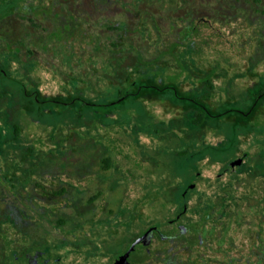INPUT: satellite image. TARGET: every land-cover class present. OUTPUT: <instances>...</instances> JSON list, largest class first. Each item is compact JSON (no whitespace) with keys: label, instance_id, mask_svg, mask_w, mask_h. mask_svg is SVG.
<instances>
[{"label":"rangeland","instance_id":"1","mask_svg":"<svg viewBox=\"0 0 264 264\" xmlns=\"http://www.w3.org/2000/svg\"><path fill=\"white\" fill-rule=\"evenodd\" d=\"M263 74L264 0H0V240L111 264L156 225L137 264H264V112L183 108L245 109ZM145 84L170 87L120 100Z\"/></svg>","mask_w":264,"mask_h":264},{"label":"trees","instance_id":"2","mask_svg":"<svg viewBox=\"0 0 264 264\" xmlns=\"http://www.w3.org/2000/svg\"><path fill=\"white\" fill-rule=\"evenodd\" d=\"M264 75V74H263ZM241 77L240 79H242V83L248 85V83H250L251 85H253V87L255 86V82L253 79V76L251 77L249 75V73L246 71L244 72V74H240ZM253 81V82H252ZM153 87L157 90H163L167 87H170L168 85H164L161 87H155L154 85L151 84H145V85H140V88L134 87L132 89H126L124 91H119V98L120 100L123 98H126L128 96H133L134 99H138L140 92H141V87ZM46 91V93H50L49 90H44ZM27 95V94H26ZM57 95V94H56ZM151 94H146L145 96H150ZM253 98L251 100V102H249V104L245 107V109L243 108H227V109H223V110H213L211 108H209L208 106L205 105L203 100H200V102H198V99L194 98L191 101L190 105H186L183 108L185 110H191L192 112L190 113V122L191 124H198L200 125V127L202 128H206L209 127L208 122H207V117H221L224 116V118H229L232 117V115L229 113L231 111H235L238 113V117L235 118L232 121V126L233 129H236L239 126H248L251 124V122L254 121V119H257L258 114L264 112V81L262 83H260V85H258L257 90L252 94ZM200 97H206V95H201ZM76 97H72L70 98V100L65 101V100H61V99H57L56 97H48L46 100L54 102V103H61V104H72L74 102ZM116 102V101H114ZM114 102L109 101L108 103H104L103 105H109L112 104ZM90 105H99L98 103H89ZM174 105H176V102H173ZM198 105L197 107H194ZM264 120V119H263ZM208 146H211L212 148H216V149H220L217 145V142H211L210 144H208ZM240 153V152H239ZM241 155H247V153H240ZM105 161H108V158H105ZM188 190H192L195 189L193 187H190L189 185L186 186ZM186 199H187V195L185 194V192L181 193L179 196V200L177 201V204L175 205L178 215H181V213L184 211V208L186 207Z\"/></svg>","mask_w":264,"mask_h":264},{"label":"flooded vegetation","instance_id":"3","mask_svg":"<svg viewBox=\"0 0 264 264\" xmlns=\"http://www.w3.org/2000/svg\"><path fill=\"white\" fill-rule=\"evenodd\" d=\"M235 159H237V158H235ZM232 160H234V159H232ZM232 160H230L228 162L229 172H233L234 166L236 165V164H234L233 166H230V162ZM179 216L180 215H177V217H179ZM176 218H174L172 220V222H175ZM178 223H180V222H176V227H177ZM4 224L5 223L2 222L3 226H5ZM7 226H9L8 223H7ZM149 228H152L151 238L153 237V235L155 233H157L163 239L167 237L166 234H165V237H162L160 235L159 230L161 231V229L156 225H150L143 232H145ZM143 232H141L139 235H141ZM139 235H137V236H139ZM136 237H134V239ZM13 241H14V239H10V238H6V239L2 238L0 240V242H1L0 243V264H76V262H77L76 260L72 259L70 263H68V261H66L65 263H62V262H59L56 257L53 258L54 255L52 252V247H50V244L47 243V240L43 237L38 239V243H31L30 239H27V238L21 239V243H20V245H22L21 249L13 248ZM135 244L140 249V257H139V260L138 259H132L131 253H130V260L135 262V264H137L138 261H141L140 259L142 257V251H141L139 244L137 242H135ZM6 250H7V252H5ZM58 258H60V257H58ZM114 259H113V261H114ZM113 261H112V263H113Z\"/></svg>","mask_w":264,"mask_h":264},{"label":"water","instance_id":"4","mask_svg":"<svg viewBox=\"0 0 264 264\" xmlns=\"http://www.w3.org/2000/svg\"><path fill=\"white\" fill-rule=\"evenodd\" d=\"M241 161V158L234 159L230 162V166H233L234 164H239L241 163ZM177 228L180 232L186 230V226L181 222L177 224ZM151 232L152 228H149L134 239V241L139 244L142 251V257L140 259L141 261L145 260L150 256V250L148 245L151 239ZM159 233L162 237H165V234H163L160 230ZM112 264H135V262L130 260V251L126 249L115 257Z\"/></svg>","mask_w":264,"mask_h":264}]
</instances>
